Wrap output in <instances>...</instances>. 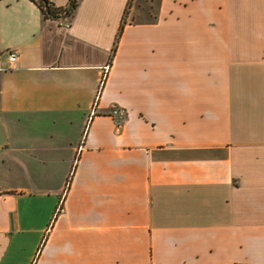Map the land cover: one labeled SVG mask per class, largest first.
Returning a JSON list of instances; mask_svg holds the SVG:
<instances>
[{
	"label": "crops",
	"instance_id": "1",
	"mask_svg": "<svg viewBox=\"0 0 264 264\" xmlns=\"http://www.w3.org/2000/svg\"><path fill=\"white\" fill-rule=\"evenodd\" d=\"M129 1H0V264H264V0Z\"/></svg>",
	"mask_w": 264,
	"mask_h": 264
},
{
	"label": "trees",
	"instance_id": "2",
	"mask_svg": "<svg viewBox=\"0 0 264 264\" xmlns=\"http://www.w3.org/2000/svg\"><path fill=\"white\" fill-rule=\"evenodd\" d=\"M31 1H33L39 7L45 18L55 19V20H65L72 17L74 12L78 8L80 2V0H69L67 6L58 7L49 0H31ZM154 1L155 0H153L152 2L154 3ZM131 4H132V0L129 1V7L131 6ZM151 8H153V6H151ZM126 22H127V15L125 14L123 25L119 32V37L122 34L123 27L126 24Z\"/></svg>",
	"mask_w": 264,
	"mask_h": 264
},
{
	"label": "built area",
	"instance_id": "3",
	"mask_svg": "<svg viewBox=\"0 0 264 264\" xmlns=\"http://www.w3.org/2000/svg\"><path fill=\"white\" fill-rule=\"evenodd\" d=\"M18 58H19V54L17 51H12L9 53V56H8V62L10 65H14L17 61H18ZM105 79V76H103V81ZM126 112L125 110L123 109H114L113 110V115H124Z\"/></svg>",
	"mask_w": 264,
	"mask_h": 264
},
{
	"label": "rangeland",
	"instance_id": "4",
	"mask_svg": "<svg viewBox=\"0 0 264 264\" xmlns=\"http://www.w3.org/2000/svg\"><path fill=\"white\" fill-rule=\"evenodd\" d=\"M154 13H157L156 11H154ZM146 18L148 19V17L146 16Z\"/></svg>",
	"mask_w": 264,
	"mask_h": 264
}]
</instances>
